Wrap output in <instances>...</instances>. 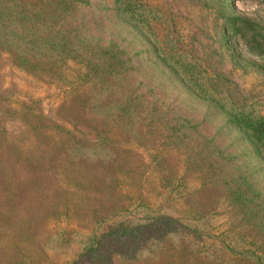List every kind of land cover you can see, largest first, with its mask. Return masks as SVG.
Segmentation results:
<instances>
[{"label": "rangeland", "instance_id": "374dc122", "mask_svg": "<svg viewBox=\"0 0 264 264\" xmlns=\"http://www.w3.org/2000/svg\"><path fill=\"white\" fill-rule=\"evenodd\" d=\"M134 2L142 27L117 0L74 2L57 23L118 46L127 72L109 83L0 50V264H100L87 238L123 220H153L156 239L113 264H264V159L226 116L264 118V0ZM160 55L194 69L210 100ZM243 182L257 200L238 201Z\"/></svg>", "mask_w": 264, "mask_h": 264}, {"label": "trees", "instance_id": "16d2710c", "mask_svg": "<svg viewBox=\"0 0 264 264\" xmlns=\"http://www.w3.org/2000/svg\"><path fill=\"white\" fill-rule=\"evenodd\" d=\"M74 2L82 4L83 0H59L43 6L18 0H0V50L24 56L33 55L56 66L69 61L80 62L95 77L109 83V79L127 72L125 65L128 61L118 46L102 47L93 44L88 38H82L79 32L74 33L71 28L57 26V23L61 24L69 18L70 12L74 10ZM117 3L118 12L130 24L136 28L143 26L140 7L134 0H117ZM257 46L264 51V36ZM160 58L171 76H175L195 97L209 99L210 94L198 81L199 76L194 69L184 65L182 59L170 55ZM226 116L229 124L242 131L264 159V118H255L243 111L227 112ZM182 128L174 127L175 134L181 133ZM241 185L246 186L244 190H241ZM241 185L238 183L237 188H234L235 196L241 204L248 200L247 195L251 200L258 199L248 183L243 182ZM153 227V220H123L101 235L89 236L85 248L95 263L113 264L114 255L138 260L145 251L149 253L147 248L156 239Z\"/></svg>", "mask_w": 264, "mask_h": 264}]
</instances>
